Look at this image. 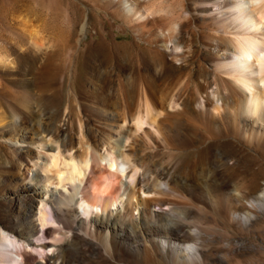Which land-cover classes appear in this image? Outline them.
Instances as JSON below:
<instances>
[{"label": "bare ground", "instance_id": "6f19581e", "mask_svg": "<svg viewBox=\"0 0 264 264\" xmlns=\"http://www.w3.org/2000/svg\"><path fill=\"white\" fill-rule=\"evenodd\" d=\"M47 1L50 10H61L68 16L70 36L79 43V35L87 30L88 16L82 14L74 0ZM118 2L123 4L124 0ZM221 4L234 12L232 27L230 23L222 25L233 28L229 31L231 38L217 40L219 49L231 50L233 54L227 68H222L232 80L221 78V84L215 82L228 92L221 103H213L207 96L204 110L197 116L183 101L179 112L165 115V105L172 101V96L175 98L174 86L183 80L180 79L183 74L191 78L197 70L188 67L190 59L175 65L164 51L149 46V58L146 57L152 64L157 63L158 69L118 75L116 89L121 93L116 92L121 95L113 109L104 103L82 106L83 111L91 112L108 126L115 120L129 118L135 126L144 121L155 127L159 138L152 140L154 146L145 149L143 140H131L126 151L133 164L129 171L126 161L113 150L114 145L106 143L99 134L95 135V141L109 146L105 155L98 153L96 144L78 140L76 150L66 155L49 146L50 158L39 163L36 160L39 156L33 159L34 155L16 142L17 128L7 126L9 117L18 115L21 108L12 106L7 115L0 106V163L17 165L20 181L14 196L9 198L15 205L14 212L0 207V264H93V257L111 264H227L225 254H208L202 248L207 232L192 217L212 212L219 221L227 219L244 229L264 218V185L250 187L237 181L231 170L233 163L228 161L230 157L223 147V140L232 137L264 153V0H222ZM161 6L151 0L141 7L134 0V3L126 1L125 8L130 18L135 16L157 24L156 16L149 19L147 14L160 12ZM34 15L38 19L35 12L27 13L20 8V0H2L0 5V24L9 32V47L25 51L21 58L30 62L31 78H25V83L32 80L46 87L56 85L63 70L54 72L48 59L36 65L53 44L46 33L48 23L45 20L34 23ZM98 22L95 18L92 23L98 34L97 51L107 59L115 56L130 60L132 49L140 44L103 38ZM3 52L0 48V66L8 67L7 63L12 62ZM176 55L179 53L174 52L173 57ZM79 65H75L70 79L72 91L81 87L83 73ZM17 67L11 69L17 72ZM159 75L164 77L160 81ZM188 81L191 83L190 79L183 85H188ZM196 86L200 87V83ZM60 87L56 85L52 100H57ZM134 91L139 94L142 106L139 109L137 103L138 109L132 111ZM26 103L23 105L27 107ZM161 111L163 116L157 119ZM19 117L21 123L22 116ZM164 120L168 121V128ZM36 124L40 131H51L49 124L42 125L39 121ZM175 125L188 131L190 141L204 149L184 169L177 167L173 158L175 148L165 132V127L172 130ZM66 132L64 128L57 130L62 149L73 147L70 142L66 146ZM20 137L26 142V135ZM38 141L31 137V143ZM42 171H49L50 175H43ZM123 178L128 179V188L123 185Z\"/></svg>", "mask_w": 264, "mask_h": 264}, {"label": "rangeland", "instance_id": "374dc122", "mask_svg": "<svg viewBox=\"0 0 264 264\" xmlns=\"http://www.w3.org/2000/svg\"><path fill=\"white\" fill-rule=\"evenodd\" d=\"M74 1L79 6L82 14L88 16L87 30L84 35H79L81 37L79 43L76 38L75 40L71 38L69 18L63 11L50 10L47 0H20L21 9L25 8V12H35L37 14L38 19H35V15L32 17L34 23H40L44 20L48 23L46 33L53 46L45 55L40 56V60L36 65L48 59L54 72L63 70L62 74H64L58 78L60 83L57 82L56 84L58 87L61 86L60 95H58L56 101L52 100V94L56 88L55 84L46 87L36 84L32 80L25 83V78H31L28 71L30 62H25L21 58L25 51L16 46L15 49L9 47L8 42L10 39H7L9 32L7 29H3L0 24V48L5 50L3 54H6L7 60L12 62L11 64L7 63L8 67L6 65L0 66V106L6 110L7 115L10 114V107L21 108L22 111H18V115L9 117L11 121L10 125L7 126L12 130L14 127L17 128L15 130L17 134L14 135L16 142L20 147L28 149L30 154L34 155L33 159L39 156L40 159H36L39 163H43V161L50 158L49 146L53 145L62 155H66L76 150L79 146L78 140L84 143H92V145L96 144L98 153L105 155V149L109 146L106 147L105 143L99 144L95 141V135L99 134L98 136H102L106 143L109 141L110 145H114L113 150L117 151L116 154L120 159L123 158L126 161L127 171H129L133 168V164L131 159H128L130 157L126 151L131 140H143V145H146L145 149L154 146L152 140L154 141L159 136L153 125L143 121L139 126H135L134 121L125 118V120H115L113 125L108 126L98 117L92 116L91 112L82 110V106H100L102 103L108 108H112L119 101L121 95L119 94L121 90L116 89L118 75L123 77L136 73H150L155 68L158 69L159 65L154 63V66L148 59L149 46L164 51L165 55L174 64L176 62L175 65H179L181 62L185 63L186 59L187 61L190 59L191 62L187 64L188 67L197 70L196 75L191 78L187 74H183L180 78H183V80L178 81L181 84H177V87L174 86L172 93L175 98L172 96V101L165 105V115L170 116L179 112L182 109V102L185 101L193 108V114L198 116L204 110L207 96L213 103H221L223 99L227 98V90L219 88L215 82L221 84V78L232 80L222 70L227 68L226 64L233 58V54L231 50L219 49L217 40L219 38L225 40L231 38L232 34L229 31H232L233 28L226 27V29L222 25L230 23L229 25L232 27L234 12L221 4L222 0H156V4L162 5L163 9L160 12L154 11V13L151 12L147 15L149 19L156 16L157 24L149 21L145 22L142 18L135 19V16L130 18L127 15L126 1L134 3V0H124L123 4H120L119 0ZM138 1L142 7L151 0ZM1 3L2 0H0V5ZM93 17L99 21L97 24H100V29L103 30V38L107 40L114 39L113 41L118 43L135 41L140 44L138 48L134 47L132 49L135 59L133 56L129 58L130 60L119 59L115 56L108 59L104 58L102 53L97 51L95 47L98 34H96V28L93 26L95 19ZM211 35L213 36L211 37ZM134 52H137V55ZM174 52L179 53L175 58L173 57ZM29 55H32V52H29ZM77 63L80 64L83 78L81 87L77 91H72L70 89V79L74 74ZM15 66H18L17 72L11 69ZM162 77L159 75L158 80L164 78ZM190 79L191 83L188 81V85H183L184 81ZM207 80L210 83H207ZM198 83H200V87H195ZM187 88L190 90H186ZM177 93L179 95H176ZM176 96L180 97L177 98ZM132 97V111L135 108L137 110L138 106L140 109L142 104L139 94L137 96V91ZM25 102H27V107L23 105ZM119 112L121 111L119 110ZM160 113L157 119L162 118L164 112L161 111ZM19 115L22 116L21 123ZM169 119L173 120L172 117ZM38 121L42 125L49 124L51 131H40V126L36 124ZM163 123L166 127L169 125L166 120ZM177 125L175 127L171 126L173 131L168 130V127H165L166 131H164L168 133V135L165 133L167 140L175 148L173 158L178 163L177 167L184 169L185 166L192 165L204 153V149L198 147L197 144H193L190 141L191 135L188 131H184ZM58 128L66 129V146L70 142L73 144L72 148L62 149L61 142L57 140ZM86 129L89 130L88 133H86ZM22 135L27 136L25 138L26 142L21 141L20 136ZM31 137L39 141L33 144L31 143ZM85 137H89L90 141ZM223 147L230 157L228 161L231 164L233 163V169L231 170H233L237 181L248 184L250 187L257 184L264 185V153L257 152L243 141L237 140L236 142L232 137L223 140ZM29 163L32 164V162ZM32 170L35 171V167H32ZM42 174L50 175V172L42 171ZM127 180L123 178V185L128 188L130 183ZM19 182L18 166H10L7 161L0 163V207L1 209L4 208L6 212H14L15 210V205L9 198L14 196L13 194L16 192ZM37 206H39V203ZM79 212H82V209H79ZM194 216L192 218L199 225L201 224V228L207 232L201 245L208 254H225L227 264H264V218L248 229H244L237 223L227 219L223 222L219 221L218 217L212 212H208L206 216L197 214ZM93 261L95 264H111L104 262L99 257H93Z\"/></svg>", "mask_w": 264, "mask_h": 264}]
</instances>
